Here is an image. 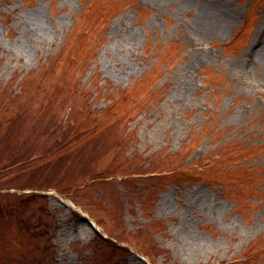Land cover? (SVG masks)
<instances>
[{
  "label": "rangeland",
  "instance_id": "rangeland-1",
  "mask_svg": "<svg viewBox=\"0 0 264 264\" xmlns=\"http://www.w3.org/2000/svg\"><path fill=\"white\" fill-rule=\"evenodd\" d=\"M186 1L0 0V264H264V0Z\"/></svg>",
  "mask_w": 264,
  "mask_h": 264
},
{
  "label": "bare ground",
  "instance_id": "bare-ground-1",
  "mask_svg": "<svg viewBox=\"0 0 264 264\" xmlns=\"http://www.w3.org/2000/svg\"><path fill=\"white\" fill-rule=\"evenodd\" d=\"M186 4L192 6L193 8H199V10L202 11L205 7H207L206 12L209 9L211 10L204 18L205 20L203 19L197 21V25L200 28V33H203V30L227 31L228 28H230V26L233 24V17L229 15L226 6L220 0L217 2H207V4H210L211 6H204L205 4L200 3L198 0H187ZM198 35L200 36V34ZM255 44L256 49L254 54L256 57H260L262 60H264V34L259 36V39L257 42H255Z\"/></svg>",
  "mask_w": 264,
  "mask_h": 264
}]
</instances>
